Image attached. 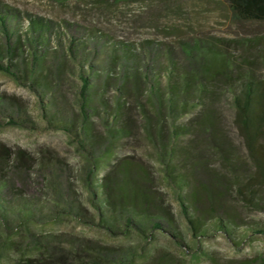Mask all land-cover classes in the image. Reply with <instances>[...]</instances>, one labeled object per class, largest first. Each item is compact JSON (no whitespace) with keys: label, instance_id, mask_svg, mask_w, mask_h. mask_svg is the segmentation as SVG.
Listing matches in <instances>:
<instances>
[{"label":"rangeland","instance_id":"obj_1","mask_svg":"<svg viewBox=\"0 0 264 264\" xmlns=\"http://www.w3.org/2000/svg\"><path fill=\"white\" fill-rule=\"evenodd\" d=\"M0 13L10 14L7 27L18 32L7 42L0 27V46L19 47L12 54L17 76L0 71V146L28 160L26 169L9 171L0 185V197L10 206L5 219L0 218V264H98V249L115 260H124L133 248V264H264V185L252 204L243 203L232 191L225 192L217 215L232 218L235 230L230 235L215 230L193 238L182 231L183 244L162 231L146 230L150 235L144 241L133 233L123 235L85 224L79 209L68 207L74 202L72 194L76 196L74 203L78 200L89 207L82 189L86 152L78 150L72 138L82 136L83 127H92L95 134L86 136L87 148L100 154L113 140L107 132L112 129V120L110 114L105 120L104 113L114 114L121 105L129 130L114 141L110 160L130 159L147 165L152 173L149 186L163 194V206L170 208L183 229L184 221L171 192L159 178L154 143L145 134L141 109L152 116V130L156 131L153 103L159 102L150 93L144 75L156 71L159 63L168 65V55L179 68L192 70L210 48H218L234 69H250L264 80V61L257 48L249 47L245 40L238 44L223 41L262 34L264 22H232L224 0H0ZM32 22L46 27L47 38L38 39L40 31H28ZM126 46L135 50V57L122 51ZM5 59V53L0 54V60ZM88 64L94 67L89 69ZM131 68H136L146 83L138 92L132 86ZM81 70L91 83L85 123L78 105ZM224 93L229 96L228 91ZM215 107L217 141L223 144L226 155L216 153L202 136L197 139L194 146L207 161L199 178L218 170L226 180H232L235 170L242 179L253 168L233 123L229 99L222 97ZM193 113H165L162 121L169 127L172 122L179 125ZM9 115L17 124L5 123ZM56 123H72L73 133ZM106 170L105 165L99 175ZM23 204L43 210L26 216ZM53 210L60 215L53 217ZM79 247L85 253L74 254Z\"/></svg>","mask_w":264,"mask_h":264},{"label":"trees","instance_id":"obj_2","mask_svg":"<svg viewBox=\"0 0 264 264\" xmlns=\"http://www.w3.org/2000/svg\"><path fill=\"white\" fill-rule=\"evenodd\" d=\"M224 1L232 22L236 24L264 22V0ZM9 18L10 14L0 13V27L7 42L13 34L18 33L9 31L7 27ZM23 31L26 32V29ZM28 31L33 33L40 31L37 38L43 39L44 36L47 38L46 27L44 28L39 22H32ZM244 40L249 47L257 48L258 56L264 61V33L249 39H223L229 44H238ZM36 44L37 41L34 40V50ZM18 49L17 45L0 46V54L6 55L5 62L0 60V71L14 78L17 76L18 68L12 54ZM122 51L135 57L134 49L126 46L122 48ZM32 56L34 57L35 53ZM18 57L20 62L22 58L20 55ZM166 60L168 65L159 63L156 71H147L144 75L149 83L150 93L159 102V105L153 103L156 112L153 118L158 126L156 131H153L154 128L152 130V116L143 109L141 111L146 122L145 134L154 143L156 164L160 169L159 178L171 192L177 211L184 221L183 229L177 225L170 208L163 206V194L153 191L149 186L148 178L152 173L147 165L130 159L111 162L114 141L119 140L129 130L121 105L116 106L118 111L116 110L114 114L104 113L105 120L110 114L112 129H107V132L113 140L111 145L100 154H95L87 148L86 136L93 137L95 134L92 127H83L82 136L76 137L75 134L72 138L78 150L86 152L85 164L82 167V189L86 192L89 207L78 203V200L74 203L75 194L71 195L74 202H70L68 207L74 206L79 209L80 219L85 224L104 226L110 231L123 235L133 233L138 239L144 241L150 235V232L146 233V230L162 231L182 244L184 243L182 231L193 238L206 236L209 231L215 230H221L230 235L231 231L235 230L232 218L228 215L223 219L217 215L225 192L232 191L243 203L252 204L264 185V80L256 77L250 69H234L228 56L218 48H210L206 55L200 57V62L192 70L186 71L179 68L178 63L170 55ZM88 67L91 69L94 66L88 64ZM80 68L82 69L81 66ZM131 70L132 86L135 92H138L146 83L140 79L136 68ZM178 70L180 72L177 73ZM79 76L81 85L78 105L82 121L85 123L88 120L87 104L90 101L88 90L91 83L89 75L83 70L80 71ZM32 83L36 84V81L33 80ZM126 83L128 84V81ZM225 90L228 91L229 96L225 95ZM222 97L229 99L233 110V123L242 139L253 170L242 179L237 176L235 170L232 172V180H226L225 175L218 170L214 172L216 174L200 179L198 173L206 170L207 161L197 152L198 146H194L197 144V139L202 136L203 140L212 144L216 153L222 152L226 155L221 148L223 144L218 143V136H216L219 133V127L215 104ZM177 111L182 114L194 113L179 125L172 122L169 127L168 123L162 121L165 113L172 116ZM5 123L15 125L17 119L9 115ZM56 124L73 133L72 123ZM182 135L184 138L181 137ZM181 138L184 140L181 141ZM157 141L160 142L159 147H157ZM27 163V158L21 153L12 154L8 148L0 146V185L5 183L9 171H14L17 167L26 169ZM105 165L107 170L99 175L100 169ZM8 204L0 197V218L2 219H5L9 212ZM42 210L43 207L36 205H22V213L26 216L34 215V212L40 214ZM60 213L53 210L52 216H59ZM98 251L95 256L98 264H133L136 261V256L133 254L136 252L134 248L128 252V259L124 260L108 257L105 250L98 249ZM81 253L85 251L80 247L74 250V254Z\"/></svg>","mask_w":264,"mask_h":264}]
</instances>
